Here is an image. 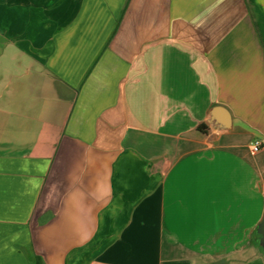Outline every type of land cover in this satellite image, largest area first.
I'll return each instance as SVG.
<instances>
[{
  "label": "crops",
  "instance_id": "obj_1",
  "mask_svg": "<svg viewBox=\"0 0 264 264\" xmlns=\"http://www.w3.org/2000/svg\"><path fill=\"white\" fill-rule=\"evenodd\" d=\"M263 186L264 0H0V264H264Z\"/></svg>",
  "mask_w": 264,
  "mask_h": 264
},
{
  "label": "water",
  "instance_id": "obj_2",
  "mask_svg": "<svg viewBox=\"0 0 264 264\" xmlns=\"http://www.w3.org/2000/svg\"><path fill=\"white\" fill-rule=\"evenodd\" d=\"M223 112L219 107H214L211 110V117H214L217 112ZM224 113V112H223ZM225 114V113H224ZM226 116V115H225ZM263 193H264V186H263ZM255 242L258 244V246L261 249V252L263 254L264 258V211L262 213V216L259 220L256 232H255Z\"/></svg>",
  "mask_w": 264,
  "mask_h": 264
},
{
  "label": "built area",
  "instance_id": "obj_3",
  "mask_svg": "<svg viewBox=\"0 0 264 264\" xmlns=\"http://www.w3.org/2000/svg\"><path fill=\"white\" fill-rule=\"evenodd\" d=\"M261 148V143L259 141H255L251 144L250 152L251 154H256Z\"/></svg>",
  "mask_w": 264,
  "mask_h": 264
}]
</instances>
